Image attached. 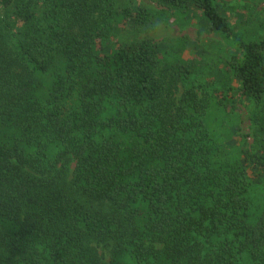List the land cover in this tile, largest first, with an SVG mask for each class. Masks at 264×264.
Segmentation results:
<instances>
[{
    "label": "trees",
    "instance_id": "16d2710c",
    "mask_svg": "<svg viewBox=\"0 0 264 264\" xmlns=\"http://www.w3.org/2000/svg\"><path fill=\"white\" fill-rule=\"evenodd\" d=\"M153 1L226 45L114 41L171 18L139 0H0V264H264V23Z\"/></svg>",
    "mask_w": 264,
    "mask_h": 264
},
{
    "label": "rangeland",
    "instance_id": "374dc122",
    "mask_svg": "<svg viewBox=\"0 0 264 264\" xmlns=\"http://www.w3.org/2000/svg\"><path fill=\"white\" fill-rule=\"evenodd\" d=\"M143 4L164 11H169L171 18L164 21H156L143 28H130L126 25H119L113 34V40H141L151 39L156 43L175 46L180 44L185 52V57L194 55L197 46L211 42L224 43L221 36L209 30L207 25L202 24L198 18H191L189 21L181 19L179 11L168 10L153 0H139ZM230 16L233 23L243 16L244 23L257 18L264 23V0H218ZM226 45V44H225ZM211 87L206 86L208 92ZM212 93V91H211ZM230 112L231 121L238 131V139L250 148H255V134L252 127L249 109L243 98L238 99L227 108Z\"/></svg>",
    "mask_w": 264,
    "mask_h": 264
}]
</instances>
